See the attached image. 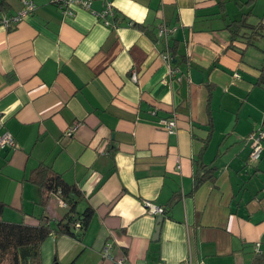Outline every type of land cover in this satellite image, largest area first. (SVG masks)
<instances>
[{
	"label": "crops",
	"instance_id": "crops-1",
	"mask_svg": "<svg viewBox=\"0 0 264 264\" xmlns=\"http://www.w3.org/2000/svg\"><path fill=\"white\" fill-rule=\"evenodd\" d=\"M22 1L0 0V17ZM33 1L18 24H0L2 128L18 142L0 148L1 219L64 216L28 179L43 164L80 189L77 210L94 212L80 236L50 233L42 264H119L102 256L106 244L128 264L264 259V151L251 161L246 139L264 126V0H109V24ZM243 12L261 26L252 44L248 28L231 31ZM173 116L170 133L161 119ZM145 201L164 207L158 236Z\"/></svg>",
	"mask_w": 264,
	"mask_h": 264
},
{
	"label": "trees",
	"instance_id": "trees-1",
	"mask_svg": "<svg viewBox=\"0 0 264 264\" xmlns=\"http://www.w3.org/2000/svg\"><path fill=\"white\" fill-rule=\"evenodd\" d=\"M251 1L246 0L245 3ZM242 16L241 19L232 22L234 27L231 31L235 37L243 36L238 29L241 27L248 28L251 33L246 37L250 38L248 43L252 44L251 38H255L254 34H257V27L260 25L245 23L246 12H243ZM203 177L204 174L196 176V186L202 181ZM28 179L40 188L41 199L39 204L43 208L49 195L53 194L65 202L67 210L54 226L42 220L36 225H30L2 220L1 214L5 204L0 201V264H6V262L7 264H42L40 246L50 233L80 236L93 216L94 210L89 206L82 211L77 210V203L82 196L80 189L76 185L66 182L50 166L43 164L37 166ZM76 223L79 224L78 227ZM255 263L264 264V259L257 256L255 257Z\"/></svg>",
	"mask_w": 264,
	"mask_h": 264
},
{
	"label": "built area",
	"instance_id": "built-area-1",
	"mask_svg": "<svg viewBox=\"0 0 264 264\" xmlns=\"http://www.w3.org/2000/svg\"><path fill=\"white\" fill-rule=\"evenodd\" d=\"M55 5L62 9L65 14L72 15L74 13V7H82L84 9L91 10L97 16L104 18V22L109 24L107 19L108 16H111L114 11V7L111 1L106 0L104 2V7L100 11H94L91 9L92 0H51ZM37 5L33 0H23L22 7L17 10L15 13L10 15H4L0 17V24L5 26L6 28H10L13 25L18 24L21 20L27 17L29 14L33 13L36 9ZM159 35L166 37L169 33L168 28L164 24L159 25ZM165 60L169 61L170 56L168 53L163 54ZM237 75V74H236ZM132 76L135 77V73L132 72ZM161 123L164 125L166 130L170 133L174 132L176 126L175 117L161 119ZM79 124V122H75L72 126H69L67 130H65L64 134L67 136H71L75 127ZM3 116L0 113V148H11L16 149L18 147V142L15 137L6 129H3ZM246 139L249 143L250 152L249 159L251 161L257 160L260 158L262 151H264V126H261L255 130L250 131ZM63 206H66L65 202L60 201ZM145 207L149 212L155 215L163 214L164 207L159 205H154L148 201H145ZM78 227L79 224L76 223ZM109 244H106L102 248V256L104 258L115 260L119 264H128L125 261V258H115L110 252ZM254 250L256 253H259L260 250V242H255ZM186 264H207L202 260H194L190 255L185 259ZM164 264V263H162Z\"/></svg>",
	"mask_w": 264,
	"mask_h": 264
},
{
	"label": "water",
	"instance_id": "water-1",
	"mask_svg": "<svg viewBox=\"0 0 264 264\" xmlns=\"http://www.w3.org/2000/svg\"><path fill=\"white\" fill-rule=\"evenodd\" d=\"M162 221H163V216H162V214L157 215V220H156L157 226H156V228H155L156 236L159 235Z\"/></svg>",
	"mask_w": 264,
	"mask_h": 264
},
{
	"label": "rangeland",
	"instance_id": "rangeland-1",
	"mask_svg": "<svg viewBox=\"0 0 264 264\" xmlns=\"http://www.w3.org/2000/svg\"><path fill=\"white\" fill-rule=\"evenodd\" d=\"M6 264H7V262H6Z\"/></svg>",
	"mask_w": 264,
	"mask_h": 264
}]
</instances>
